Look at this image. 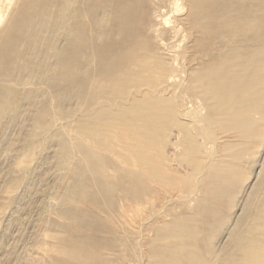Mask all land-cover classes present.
Masks as SVG:
<instances>
[{"label":"bare ground","instance_id":"6f19581e","mask_svg":"<svg viewBox=\"0 0 264 264\" xmlns=\"http://www.w3.org/2000/svg\"><path fill=\"white\" fill-rule=\"evenodd\" d=\"M162 1L21 0L19 12L11 25L0 34V111L10 109L16 103L21 93L15 86L25 84L27 77L36 81V89L43 87L55 98L60 107L56 108L59 115L65 114L72 107L76 108L73 101L78 102L76 106H81L79 103L85 105L83 107H86L87 113L85 112L75 125L77 127L73 129L76 134L73 136L72 131L71 137L63 143L60 150L61 159H65L63 162L70 158L74 160L70 169V183L65 190L81 202L93 203L94 208L106 212L105 215L112 222L117 219V212L114 214L117 199L124 202V215L134 209L133 207L137 208L146 199L147 194L159 196L161 190L167 192L173 186V176L169 171L171 158L166 150L164 136L170 123H174L172 129L178 134L176 141H173L174 145H182L185 151L192 155L200 146L195 131H201L203 128L178 118L181 108L176 105L177 102H172V96L177 94V85L170 87L164 56L156 49L146 28L153 22L151 11L158 10L157 8L163 5ZM263 1L185 2L188 8L186 15L190 19V22H185H188L193 30V33H190L192 42L188 46L195 52L189 58L190 67L187 71L191 74L189 76L193 82L194 93L206 110L198 124L214 123V130L226 133L224 136H230L248 121L246 115L251 108V92L256 90L258 97L263 95L260 88L264 83ZM164 47L160 49L165 50ZM197 53L200 56H196ZM37 94H32L29 90L24 96H33L30 105L34 108L43 104L40 93ZM59 96L61 97L58 98ZM108 151L111 153L109 156L106 155ZM220 161L212 168L203 164L208 169L205 167L200 183L195 180L200 186L198 187L204 191L203 195L210 210L214 205L212 201H216L222 193V184L224 186L226 181L230 183L229 176L232 177L233 174L229 162ZM199 173L203 174L193 170L188 175L196 179ZM182 178L178 189L185 187ZM228 182L226 187H230L227 186L230 185ZM149 197L152 198L153 195ZM219 199L217 200L220 201ZM167 211L166 214L169 213ZM78 214L73 216L75 223L72 228H67L85 235H80L83 237L82 243L72 242L66 252L71 255L70 264H88L95 259L96 251L102 244H113L110 243L113 242L109 239L110 236L106 238L110 240L109 243L104 236L95 238L97 232L105 234L112 222L105 225L101 221L103 217L97 220L98 218L92 216ZM185 217L177 215L167 224L164 221L165 227L159 228L157 225L155 232L161 239H178L181 250L187 247L190 241L194 245L193 248L201 249L198 244L205 238L204 229L207 222L201 221L202 218L199 217L200 225L195 230L183 229L184 231L180 232L178 230L182 222L193 221L184 219ZM250 218L251 212L246 220L249 222ZM81 224L87 227H79ZM248 226L250 228L248 227L247 233L238 236L237 248L240 255L236 262L228 264H250L255 256L254 247L258 245L259 240L248 235L255 227L250 223ZM197 241L198 244L195 243ZM168 242L171 244V241ZM193 256L190 251L183 256L180 254L179 264H186L188 260L191 261L190 264L211 263L207 259L205 261L201 254L198 255V260ZM97 259L96 261H99ZM175 260L172 257L174 263Z\"/></svg>","mask_w":264,"mask_h":264},{"label":"rangeland","instance_id":"374dc122","mask_svg":"<svg viewBox=\"0 0 264 264\" xmlns=\"http://www.w3.org/2000/svg\"><path fill=\"white\" fill-rule=\"evenodd\" d=\"M20 1L0 0V34L11 25L19 12ZM163 1V5L158 7V10L151 11L153 22L146 28L149 30L156 49H159V53L164 56L166 62L164 66L168 68L170 87L177 85L175 86L177 94L172 96V102L174 104L177 102L176 105L181 108L178 118L203 128L201 131H195V136L200 144L197 152L192 155V153L186 152L182 145L173 144V141L178 138V134L172 129L174 123H170L164 136L167 144L166 150L172 161L169 164V171L173 176L174 187L172 186L167 192L161 190L159 196L158 194H147L146 199L137 208L133 207L136 210H126L129 212L125 213V216L122 209L124 202L117 199L118 201L114 204V214L117 212L115 214V219H117L116 222H112L105 215L106 212L98 210L99 213L93 203L81 202L65 190L70 183V169L74 160L70 158L67 162H63L65 159H61L60 150L63 143L69 139V136L71 137V132L73 131L72 135L76 134L73 129L77 127L75 125L78 120L87 113L86 107H83L85 105L79 103L81 106H76L78 102L74 103L73 101L76 108L72 107L65 114L59 115L57 109L60 107L55 98L43 87L40 90L36 89V81L32 77H27L26 83L18 86L9 82L17 88L21 95H18V100L10 109L0 111V264H70L71 255L66 252L68 245L72 242L82 243L83 237L80 235H85L67 228L68 226L72 228L75 223L74 217L78 213L98 218L97 220L103 217L101 221L105 225L112 222L109 225L110 229H106L107 234L97 232L95 238L99 239L104 236L106 239L107 236L108 238L110 236L109 239L113 241L110 243L113 244L109 245H113V247L102 244L99 247L102 249L98 248L101 252L97 250L95 259L89 261L88 264H97L98 262V264H179L180 254L183 256L188 251L194 254L195 260H198V255L201 254L205 261L207 259L211 262L210 264L234 263L240 255V250L237 248L238 236L248 231L249 223L255 227L248 235L259 240L258 245L254 247L255 256L252 257L250 264H264V83L260 87L261 93H263L262 97H258L256 90L251 92V108L246 115L248 121L237 129L238 132L235 131L230 136H224L226 133H218L214 130V123L200 122V126L198 123L203 119L206 110L200 105V98L194 93L191 74L187 71V68L190 67L189 58L192 53H195L192 47L188 46L192 42L190 33L192 34L193 30L188 25L190 19L186 15L188 8L185 2L187 0ZM262 5L264 7V1ZM163 46H165V50L162 49ZM160 47L162 48L160 49ZM196 56H200V54L197 53ZM93 64L95 65V63ZM29 90L32 91V94L40 93L39 97L43 99L40 109L30 105L33 96L24 97ZM36 123L40 124L39 127ZM51 123L52 125H50ZM194 127L196 128V126ZM28 133H30L29 136ZM108 153H106L107 156L111 155L109 151ZM220 160L229 162L228 164L233 170L232 177L229 176L232 182L228 179L230 183L226 181L224 186L222 184L223 189L220 192L224 196L220 194L221 197H218L221 200L217 197L216 201H212L214 205L212 204L211 211L208 209L209 203L207 200L205 201L204 191L197 184L204 177L205 167L207 169V166H210L209 168L216 167ZM203 164L207 166L204 167ZM193 170L203 174L199 173L201 177L198 174V178L193 179L188 175ZM181 178L182 182L185 181V187L178 189ZM227 182L230 184L227 186L230 187H226ZM182 185L184 184L182 183ZM238 185L241 187L239 188ZM224 192L226 193L223 194ZM149 195L151 197L153 195L155 198H150ZM159 197L160 199H158ZM166 210L169 213L166 214ZM248 211L251 212L249 222L248 219L246 220L250 213ZM176 214L178 217L184 215V217L186 216L184 219L193 220L182 222L183 224L178 230L180 232L185 229L195 230L200 225V218H202L201 221L204 220L209 224L205 223L203 242L199 240V244L198 241L195 242L201 246V249L193 248L194 245L190 241L188 246L181 250L178 239H172V237L161 239L157 236L155 226L158 225L160 228L165 225V222L166 224L172 222L177 216ZM161 218L163 219L161 220ZM212 220L216 223H213ZM210 221L212 224L209 223ZM84 225L81 224L79 227L86 228L87 226ZM108 231L112 234L110 235ZM168 241H171V244ZM172 257L176 259L175 263L172 261ZM190 263L191 261L188 260L186 264Z\"/></svg>","mask_w":264,"mask_h":264}]
</instances>
